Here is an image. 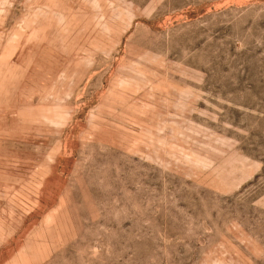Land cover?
<instances>
[{
  "label": "rangeland",
  "instance_id": "obj_1",
  "mask_svg": "<svg viewBox=\"0 0 264 264\" xmlns=\"http://www.w3.org/2000/svg\"><path fill=\"white\" fill-rule=\"evenodd\" d=\"M0 264H264V0H0Z\"/></svg>",
  "mask_w": 264,
  "mask_h": 264
}]
</instances>
